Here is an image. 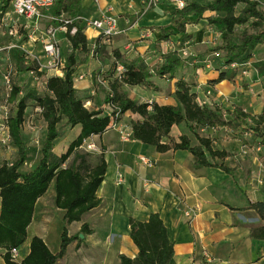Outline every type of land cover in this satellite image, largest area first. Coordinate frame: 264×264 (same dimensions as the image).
Instances as JSON below:
<instances>
[{"label":"crops","instance_id":"1","mask_svg":"<svg viewBox=\"0 0 264 264\" xmlns=\"http://www.w3.org/2000/svg\"><path fill=\"white\" fill-rule=\"evenodd\" d=\"M144 1L81 0L79 15L95 18L110 10L118 17L120 32L103 40L102 50L85 54L77 72L91 73L107 68V55H113L111 50L114 49L130 57L142 55L152 71L167 56H180L183 61L176 75L183 76L193 85L199 99L201 96L206 98L201 99L203 104L221 108L230 118L232 115L227 110L236 106L250 114L262 112L264 101L239 94L241 88L237 77L212 83L210 80L218 76L219 70L214 66H199L210 59L216 65L218 59H222L221 51L214 50L222 43L220 31L206 18L215 14L214 11L207 10L200 18L196 12L188 15L176 12L180 8L171 0H159L154 5ZM10 9L11 1L4 13L15 17ZM21 23L23 26L24 22ZM179 23H184L186 33L192 34L190 39L180 40V33L162 39L163 30H176ZM87 29L88 26L85 33L93 47L100 34L95 28H89L90 33ZM182 49L187 50L188 55H184ZM156 79L160 90L143 85L127 86L129 96L139 101L176 104L175 79L171 80L170 95L166 94L165 87L168 78L154 75L153 80ZM75 86L83 93L98 94L88 79L75 82ZM211 90L213 93L207 98L205 92ZM87 100L93 103L99 98L92 96ZM106 106L104 114L112 111L109 105H101ZM137 118L136 113L128 111L104 133L90 136L104 151L107 162V171L96 192L101 202L81 220L68 225V234L79 238L68 245L56 264H119L120 254L134 257L138 247L130 236V218L145 221L152 212L160 214L174 242L170 264H264V240L251 234L252 225L262 223V220L256 210L249 207L253 202H264V145L256 143V133L227 126L196 128L201 136L211 138L215 149L226 150L223 162L228 169L195 167L194 156L186 149L160 152L133 138L132 121ZM247 122L248 125L252 123L250 119ZM78 127L77 134L80 125ZM179 134H187L192 144L198 143L186 122L173 128L172 136L177 138ZM142 157L151 163L143 161ZM47 193L36 202L27 239L20 246L21 256L30 251L34 235L42 237L53 252L60 248L59 239L56 250L52 249L48 239L52 215L57 212L64 221V210L55 206V192ZM187 211L191 216L186 214ZM84 223L88 225L86 233L81 232ZM3 252L0 249V264H6Z\"/></svg>","mask_w":264,"mask_h":264},{"label":"trees","instance_id":"2","mask_svg":"<svg viewBox=\"0 0 264 264\" xmlns=\"http://www.w3.org/2000/svg\"><path fill=\"white\" fill-rule=\"evenodd\" d=\"M8 3L9 0L3 2L0 17ZM80 10L81 0H57L51 7L52 15L57 17L56 25L67 26L66 36L71 51L67 55L65 75L48 79L47 88L51 93L33 96L42 109L47 126L41 157L37 165L28 171L21 170L28 160V146L22 134L27 102L24 96L17 99L21 91L18 84L12 88L11 99H17V110L8 118L7 127L18 148V156L12 163L0 165V249L4 250L6 264H56L65 254L68 245L79 238L78 235L68 234V225L81 220L86 212L100 205L96 192L107 171V162L103 151L99 160L92 165L88 160L89 152L79 153L78 149L84 139L104 133L112 123L119 122L126 112L138 116L132 121L133 138L154 146L160 152L186 149L193 154L195 167L217 166L228 169L223 162L227 156L226 150L215 149L211 138L201 136L196 128L227 126L235 130H252L259 135L264 127V107L262 112L250 114L236 106L233 110H227L232 115L230 118L219 107L201 104L193 85L183 76L176 75L182 57L167 56L152 71L142 55L130 57L118 49L113 50L115 60L112 68L121 64L124 70L109 80V89L105 90L104 96V103L112 107V111L104 114L101 109L88 108L75 86V72L81 62L75 52L79 49L86 53L102 50L105 39L99 35L91 48L85 26L81 25L79 19L71 22L61 20V15L75 17ZM207 10L215 12L206 18L209 24L220 31L222 40L214 48L215 51H221L222 59H218L216 65L212 64L219 70V74L210 82L234 80L239 69L238 66L232 67L233 64H243L250 60L256 47L264 43V11L258 0H192L175 11L181 15L196 12L201 18ZM245 25H251L254 31H244L240 37L237 29ZM73 26L78 28L75 33H71ZM178 33L180 40L192 37V34L186 33L184 23H179L176 30H163L162 39H169ZM253 66L260 76H264V60L253 61ZM154 75L175 79L176 104H162L156 100L139 101L129 96L127 86L143 85L160 90L161 87L153 80ZM63 118L72 127L80 125V131L67 149L57 152L55 144L59 137V123ZM248 119L252 121V126L248 125ZM182 122H186L195 133L197 144H192L187 134H179L177 138L172 136L173 128ZM72 155L74 157L70 161ZM51 184H54L56 192L55 206L64 210L65 224L60 249L53 252L42 237L34 235L30 241V251L22 256L21 261H14L11 251L26 241L36 202ZM249 207H253L262 220V223L252 225L251 234L256 239L264 240V202H253ZM87 229L88 225L84 223L81 232L86 233ZM130 236L138 247V253L134 257L120 254L119 264H170L172 261L174 242L158 212H152L145 221L130 218Z\"/></svg>","mask_w":264,"mask_h":264},{"label":"rangeland","instance_id":"3","mask_svg":"<svg viewBox=\"0 0 264 264\" xmlns=\"http://www.w3.org/2000/svg\"><path fill=\"white\" fill-rule=\"evenodd\" d=\"M4 1L5 0H1L0 2V11L3 7ZM10 1L11 0H9V2ZM157 1L159 0H156V2ZM184 1L186 3L188 2L186 0ZM258 1L260 2V7L264 11V0ZM171 2L174 5L176 4L175 0H171ZM154 4L155 2L153 5ZM79 16H81L79 19L81 24L84 25L85 28L88 26L87 30H89L90 33L92 30L89 28L94 27H90L87 25V23L93 20L94 17L92 18L82 15ZM68 18L74 19V17L68 15H61V20H67ZM14 20L15 22H13ZM22 21V19L16 17L11 18L5 13H3V15L0 17V165L4 163H12L18 156V148L9 135L7 120L10 116L14 115L17 110V99L24 96L26 98L27 108L25 111V121L22 127V134L28 146V160L23 164L21 170L28 171L37 165L41 157V148L44 142L47 126V123L41 113L42 109L33 96L51 93L47 88L49 77H63L65 75L64 67L67 55L71 51V45L66 36L67 28L56 25L54 16L51 13V9L46 12L44 17H41V19L33 23V26L31 27L29 26L28 28H25L24 26H21ZM52 27L57 28L56 39L62 51L63 65H49V59L45 54L44 44L49 37V30ZM237 30L239 36L242 37L244 31L251 32L254 31V28L251 25H245L239 27ZM89 42L90 41L88 40V43ZM111 51L113 53V50ZM176 52H178V50ZM75 53L77 59H81V62L79 63L81 64L84 61L83 56L89 52L86 53L79 49ZM188 58L190 57H187L186 59ZM114 60L115 57H113V55H107V68L99 70L96 69L91 73L80 71L75 72V82L78 83L81 79H88L90 81V85H92L91 88L95 87L96 90H98V94L96 95L90 93L91 91H89V93H83L82 89H78L77 93L84 99L85 105L90 109H101L103 113L105 110H107V106L104 108L101 107V105L104 104L105 90L109 89V80H111V78H113V76H115L117 73H120L117 68H112ZM256 60H264V43L256 47L250 60L244 62L243 64L235 63L232 67L238 66L237 68L239 69L236 75L239 80V87L241 88L239 94L243 96L255 97L261 101H264V76H260L258 74V70L253 66V61ZM208 62H210L212 65L210 59L206 60V63L204 64L199 63V66L203 65L204 67H207ZM208 68H213V65ZM80 76H82V78H80ZM154 81L159 83L158 79ZM14 84H18L21 87V91L19 92L17 99L12 100L11 92ZM165 87L167 88L166 94L170 95V88L173 87L171 80H166ZM87 89L89 88L87 87ZM212 91L213 90L205 92L207 98L212 95ZM91 94H93L92 96L94 97L98 96L99 101H93L92 103L90 100H87L88 98L92 97ZM201 97V99L204 98V96ZM110 108L112 109V107ZM128 125L130 126V123H128ZM249 125L252 126V123L250 122ZM78 128V125L74 127L69 125L65 118L61 120L59 123V137L55 144V150L57 152L67 149L68 144L77 136ZM255 135L258 136L256 143L264 145V127L262 128L261 134ZM99 150L100 151H88L82 146H80L78 149L79 153L89 152L90 155L88 156V160L92 165H94L97 160H99L101 154L103 153L101 148ZM73 157L74 155L70 157V161ZM52 191L55 192L54 184L50 185L47 194L49 195ZM64 224L65 221H63L62 218L60 219L58 213L55 212L52 215L49 233L50 237L48 239L53 250L57 249L56 240L57 244L58 239L61 242V233ZM59 249L60 248H58V250Z\"/></svg>","mask_w":264,"mask_h":264},{"label":"built area","instance_id":"4","mask_svg":"<svg viewBox=\"0 0 264 264\" xmlns=\"http://www.w3.org/2000/svg\"><path fill=\"white\" fill-rule=\"evenodd\" d=\"M56 2L57 0H11V9L9 12L15 15L16 18L22 19L24 22L23 26L25 28H28L29 26H33V23L41 19V17H44L46 15V12L51 9V7ZM154 2L156 3V0L144 1V3H146L147 5H151ZM175 2L177 8H183L186 5V2L184 0H175ZM80 17L81 16L78 15L75 16L74 19H80ZM54 19H57V17L54 16ZM74 19L68 18L66 21L71 22ZM87 25L93 26L95 29H97L99 31V34L102 35L105 40H109L112 36L120 32L118 18L115 14L110 12L103 13L101 16L94 18L93 20L89 21ZM61 26L67 28V26L65 25ZM77 29L78 28L76 26H73L71 28V33H75ZM56 31L57 28H50L49 37L44 44L45 54L49 59L48 63L51 66L64 64L62 51L56 39ZM182 50L184 54L188 53L187 50ZM207 67H211L210 62L207 63ZM117 70L119 72H122L124 70L123 65L118 64ZM80 78H82V76H80ZM198 100L201 104H203V101L201 99L198 98ZM81 146L88 151H97L99 149L97 142L91 139L90 136L84 139V142ZM142 160L147 163H151L150 160L146 159L145 157H142ZM186 214L188 216H191L190 211H187ZM11 256L14 261H21L22 256L20 248H13L11 251Z\"/></svg>","mask_w":264,"mask_h":264},{"label":"water","instance_id":"5","mask_svg":"<svg viewBox=\"0 0 264 264\" xmlns=\"http://www.w3.org/2000/svg\"><path fill=\"white\" fill-rule=\"evenodd\" d=\"M80 236H83V234H80Z\"/></svg>","mask_w":264,"mask_h":264}]
</instances>
